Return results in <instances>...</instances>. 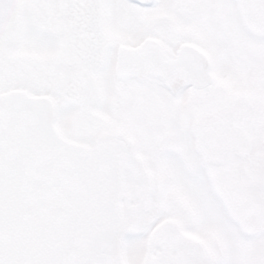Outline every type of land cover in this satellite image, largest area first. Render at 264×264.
Listing matches in <instances>:
<instances>
[{"label": "snow or ice", "instance_id": "obj_1", "mask_svg": "<svg viewBox=\"0 0 264 264\" xmlns=\"http://www.w3.org/2000/svg\"><path fill=\"white\" fill-rule=\"evenodd\" d=\"M0 264H264V0H0Z\"/></svg>", "mask_w": 264, "mask_h": 264}]
</instances>
